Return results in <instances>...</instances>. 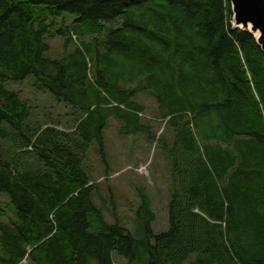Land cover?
<instances>
[{"label": "trees", "instance_id": "trees-1", "mask_svg": "<svg viewBox=\"0 0 264 264\" xmlns=\"http://www.w3.org/2000/svg\"><path fill=\"white\" fill-rule=\"evenodd\" d=\"M233 17L228 0H0V195L14 207L0 264H264V52ZM56 36L80 44L47 57ZM28 77L80 114L72 129L31 123L5 86ZM143 92L174 134L159 234L144 188L129 230L106 219L83 167L93 142L106 163L111 118L152 138Z\"/></svg>", "mask_w": 264, "mask_h": 264}, {"label": "rangeland", "instance_id": "rangeland-1", "mask_svg": "<svg viewBox=\"0 0 264 264\" xmlns=\"http://www.w3.org/2000/svg\"><path fill=\"white\" fill-rule=\"evenodd\" d=\"M74 18L75 15H65L66 24L70 25ZM57 21V28L62 27V18ZM46 41L51 47L47 57L51 58L68 55L74 51L76 44H80V40L72 38L65 48L63 39L58 36L47 37ZM5 86L17 91L21 99L32 105V124H55L60 128L72 129L80 118L76 110L55 100L50 92L38 91L32 77L23 82L8 81ZM134 100L144 107L141 121L149 127L152 138L144 134L123 136L119 133L121 122L111 118L104 129L106 163L102 160L99 145L93 142L83 167L91 183L98 186L94 201L104 208L106 219L109 222L118 221L129 230L132 229L135 210L140 203L136 188H144L150 195L156 215L153 232L159 234L168 228V204L172 190L170 163L163 145L170 144L174 134L162 120L152 93H140ZM8 203L7 196L0 195V222H8L13 217L14 207ZM114 262L128 264L118 256H114ZM23 264L33 263L25 259Z\"/></svg>", "mask_w": 264, "mask_h": 264}, {"label": "water", "instance_id": "water-1", "mask_svg": "<svg viewBox=\"0 0 264 264\" xmlns=\"http://www.w3.org/2000/svg\"><path fill=\"white\" fill-rule=\"evenodd\" d=\"M228 1L231 4L235 27L248 29L264 52V0Z\"/></svg>", "mask_w": 264, "mask_h": 264}, {"label": "bare ground", "instance_id": "bare-ground-1", "mask_svg": "<svg viewBox=\"0 0 264 264\" xmlns=\"http://www.w3.org/2000/svg\"><path fill=\"white\" fill-rule=\"evenodd\" d=\"M256 36H258V33H256Z\"/></svg>", "mask_w": 264, "mask_h": 264}]
</instances>
